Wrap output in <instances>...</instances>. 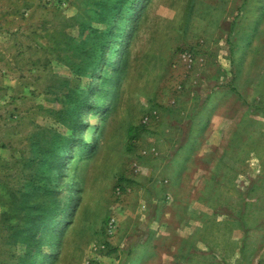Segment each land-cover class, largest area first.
<instances>
[{"label":"rangeland","instance_id":"374dc122","mask_svg":"<svg viewBox=\"0 0 264 264\" xmlns=\"http://www.w3.org/2000/svg\"><path fill=\"white\" fill-rule=\"evenodd\" d=\"M0 264H264V0H0Z\"/></svg>","mask_w":264,"mask_h":264},{"label":"trees","instance_id":"16d2710c","mask_svg":"<svg viewBox=\"0 0 264 264\" xmlns=\"http://www.w3.org/2000/svg\"><path fill=\"white\" fill-rule=\"evenodd\" d=\"M131 8V7H130ZM130 8H128L127 10H126V12H125V15H127L132 9H130ZM125 15H124V17H125ZM102 60V59H101ZM100 60V61H101ZM114 67H116V66H114ZM117 70V68H114V71H116ZM81 126V123L80 122H76V123H74V125L72 126L73 127V129L74 130H77L79 127ZM88 146H85L84 148H87ZM61 159V161L63 160V158L61 157L60 158ZM59 164H61V162L59 161ZM61 211H62V209H61ZM59 212V213H57V216L58 215H61V213L62 212Z\"/></svg>","mask_w":264,"mask_h":264}]
</instances>
